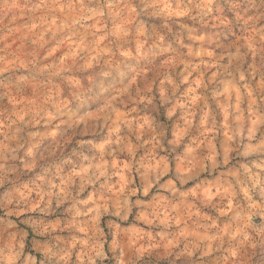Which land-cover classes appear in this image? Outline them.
Here are the masks:
<instances>
[{"label":"clouds","instance_id":"clouds-1","mask_svg":"<svg viewBox=\"0 0 264 264\" xmlns=\"http://www.w3.org/2000/svg\"><path fill=\"white\" fill-rule=\"evenodd\" d=\"M0 264H264V0H0Z\"/></svg>","mask_w":264,"mask_h":264}]
</instances>
